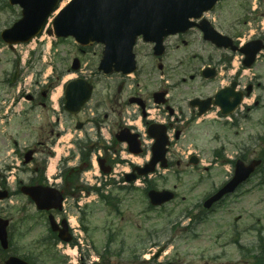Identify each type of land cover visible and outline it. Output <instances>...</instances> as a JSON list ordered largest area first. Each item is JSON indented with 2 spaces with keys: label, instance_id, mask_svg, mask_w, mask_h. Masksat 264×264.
I'll return each mask as SVG.
<instances>
[{
  "label": "rangeland",
  "instance_id": "rangeland-1",
  "mask_svg": "<svg viewBox=\"0 0 264 264\" xmlns=\"http://www.w3.org/2000/svg\"><path fill=\"white\" fill-rule=\"evenodd\" d=\"M69 1L64 0V3L67 4ZM255 3L256 0H230L219 8L215 18L219 19L220 24L233 23L244 18L245 10H253L256 7ZM3 6V0H0V32L21 17L19 8H2ZM260 21L261 24L264 23V16ZM255 32V29L251 28L250 32L246 33L247 38L250 33ZM180 51L183 52L184 47H181ZM100 52L101 49L95 48L82 53L74 41L54 39L48 37L46 33L45 41L18 47L13 51H10L4 43H0V84L7 75L14 72L16 59L19 60L22 71L21 79L16 87L11 88L14 91L10 96V89L0 85V182L6 177L13 193L17 191L19 181L28 183L32 169L30 165H23L22 159L13 154L16 150L15 143L18 142V148L35 145L33 141L38 140L40 128L56 117L54 111L56 109L59 111L63 103V84L69 78L75 77L69 72L75 58L81 61V74L99 81L93 99L79 119L83 122H86V119L91 120L95 108L102 101L103 112L110 107L108 103L110 89L105 90V85L113 87L114 83L101 81L95 74L100 62ZM140 57L145 78L148 82L151 81L150 89H155L157 83H164L163 79L167 80L161 75L155 60L145 53ZM168 65L171 67L169 68L171 83L181 80L182 77H188L187 65L172 59ZM166 68L168 69V66ZM62 72L66 75L61 84H58L57 76ZM51 86L56 88L48 92L46 87ZM189 87V85L180 86L178 92L190 91ZM19 91L25 95L37 93L38 96L43 91H47L50 93L49 107H42L41 102L34 109L33 103L28 101L27 96H20ZM112 91L114 95L117 94L116 90ZM125 93L126 91L123 94ZM3 97H7V105H14L6 118H4L5 111L1 110L4 105L1 100ZM56 97H59L58 100H55ZM114 108L119 107L116 105ZM57 113L62 117L60 112ZM71 121L67 119V124L63 125L67 131L61 140L73 139L74 136L78 139ZM218 130L221 131L218 127L207 126L186 129L185 137L173 147L174 152L178 151L177 159L183 163L189 157V153H197L202 156L206 165L213 162L212 152L222 145V142H215L212 139ZM255 132L263 134L264 127L260 124L257 128L248 126L246 133L237 141L245 142L248 134L254 135ZM84 133L85 131L82 132ZM42 136L46 138L44 134ZM56 143L58 144V141ZM64 146L67 151L68 145L64 144ZM257 149L259 155L263 153L262 143H259ZM227 157H235V151L230 152ZM220 161L223 162V159ZM221 162L213 165L211 169H214L209 172L203 170L197 172L193 167L182 166V169L177 167L173 172L154 177L156 189H170L176 191L178 195L176 200L158 209L150 207L145 188L140 182L133 184L131 188L117 185L108 187L106 194L110 193L112 197L110 205L92 194V202L89 203L90 199L86 198L87 204L83 208L87 212L86 215L75 206L74 199H69L66 203L68 214L65 216L68 217L71 225L76 227L78 257L86 258V264H264V257L259 248L264 244V241H261V238L264 239V168L240 191L228 197L214 211L207 213L202 221L196 219L203 213L198 205L230 178V166L222 165ZM101 178L105 182V178ZM80 182L83 181L80 179ZM23 208L26 212L22 211ZM0 213L2 218L11 220L10 234L14 235V239L18 236V222L24 216L31 217L24 228V230L31 228V232L27 237L20 239L21 248L16 255L22 257L25 254L41 252L42 249L37 243L43 235H47L48 226L26 197L14 194L9 200L0 202ZM81 217H84L86 227L84 230L80 228ZM195 219L196 223H194ZM109 236L114 239L110 247L111 258L105 256L106 252L102 254L103 258H100L101 253L105 251ZM121 248L125 250L124 256L118 254ZM63 251L66 252V256L58 252L56 256L70 255L69 261L78 259L74 247L68 249L64 246ZM159 252L162 255L156 258ZM13 253L15 252L11 250L8 254ZM2 257L3 254L0 253V264H3ZM43 258L49 264H56L55 259L47 258V255Z\"/></svg>",
  "mask_w": 264,
  "mask_h": 264
},
{
  "label": "flooded vegetation",
  "instance_id": "flooded-vegetation-1",
  "mask_svg": "<svg viewBox=\"0 0 264 264\" xmlns=\"http://www.w3.org/2000/svg\"><path fill=\"white\" fill-rule=\"evenodd\" d=\"M194 35H199V32L193 30L187 35L168 39L162 57H156L153 45L138 41L135 47L136 58L139 59L140 55L145 53L158 63L157 68L167 79L165 83H157L154 91H148L146 83L141 82L143 75L145 78L143 67H141L142 73H138L140 83L136 86L128 83L129 80L122 75H113L114 86L107 87L111 94L108 100L110 107L100 121L95 123L98 129L104 123L107 124L111 139V153L119 151L121 143L118 140L125 139L124 136L128 137L125 131L129 130L139 136V146L132 147V150L140 147L142 149L138 156V159L142 161L138 162L139 167H145L153 153L158 157L162 156L164 149L162 145L169 140L166 151L168 172H173L175 166L188 168L189 163L195 161H188L185 164H182L179 159L175 161L176 153L173 152L172 144L186 135V129L207 126L208 128L218 127L221 130L220 134L218 130L212 139L215 142L221 140L225 142L222 146V156L235 151V159L227 161L222 158V163H229L232 173L236 160L250 162L258 158L257 137H250V140L245 142L240 140V143L237 139L243 136L244 126L257 127L258 122H263L264 119V83L260 81L264 80V50L256 62L251 64L252 66H248L249 62H245V58L239 59V49L237 51L231 47L219 49L205 41H202L203 44L210 46L209 49L204 46L207 56L197 53H180L181 47L192 46L191 39ZM231 37L234 39L233 47L241 45V36L238 33L232 34ZM260 40L263 46L264 32L260 35ZM246 43L245 41L244 44ZM170 59L178 60L181 64L186 63L189 80L182 77L181 84L189 85L190 91L178 92L180 87L174 85L175 82H170L169 68L171 67L168 65ZM161 62L163 65L160 64ZM146 82L150 87L151 81ZM126 83L130 84V87L126 86ZM112 90H116L117 94L114 95ZM221 90L224 91L219 95ZM125 91L126 93L123 94ZM157 93L161 95L156 96ZM116 105L119 108H114ZM128 109H132L133 113L126 114ZM259 114L262 120H259ZM127 166L131 173L134 172V165L127 164ZM196 168L200 171L198 165ZM156 169L157 175L161 167L158 165ZM38 170L35 168L36 172ZM203 170L208 172L210 168ZM38 264L41 263L38 262ZM61 264H69V262Z\"/></svg>",
  "mask_w": 264,
  "mask_h": 264
},
{
  "label": "water",
  "instance_id": "water-1",
  "mask_svg": "<svg viewBox=\"0 0 264 264\" xmlns=\"http://www.w3.org/2000/svg\"><path fill=\"white\" fill-rule=\"evenodd\" d=\"M13 5L20 4L24 18L4 35L10 42H25L36 36L42 30L47 18L56 8L59 0H10ZM215 0H76L55 22L56 35L72 34L78 42H92L106 45L102 69L109 67L112 62L116 70L128 74L135 69L132 49L139 36L146 42H155L160 48L165 37L186 31L192 24L191 18H200ZM83 38V39H82ZM114 39L123 41V49L127 52L122 59H114ZM113 41V42H112ZM118 43V42H115ZM78 68V66H77ZM79 83H71L68 87V100L74 94V87ZM81 86H85L82 83ZM83 90L82 105L90 98V91ZM84 102V103H83ZM79 102L76 104L78 105ZM81 105V106H82ZM79 107H77V110ZM261 161L253 162L249 167L239 163L234 179L215 197L205 203L210 208L214 202L225 194L233 192L239 184L249 178ZM107 172V171H106ZM146 171L142 174H148ZM131 181V180H129ZM133 181V180H132ZM24 188L23 192L32 196L40 209L60 208V194L47 189L33 192L36 189ZM8 197L6 192H0V199ZM153 205H162L171 201L174 195L168 191L149 193ZM54 198V202H52ZM7 221L0 220V241L4 249L8 248ZM65 238V237H64ZM68 241V239H64ZM6 264H28L23 260L11 257Z\"/></svg>",
  "mask_w": 264,
  "mask_h": 264
},
{
  "label": "trees",
  "instance_id": "trees-1",
  "mask_svg": "<svg viewBox=\"0 0 264 264\" xmlns=\"http://www.w3.org/2000/svg\"><path fill=\"white\" fill-rule=\"evenodd\" d=\"M264 248V247H263ZM264 250V249H263ZM121 252H122V250H121ZM262 255L264 256V253H262ZM264 263V262H263Z\"/></svg>",
  "mask_w": 264,
  "mask_h": 264
},
{
  "label": "bare ground",
  "instance_id": "bare-ground-1",
  "mask_svg": "<svg viewBox=\"0 0 264 264\" xmlns=\"http://www.w3.org/2000/svg\"><path fill=\"white\" fill-rule=\"evenodd\" d=\"M58 97H56V100H57Z\"/></svg>",
  "mask_w": 264,
  "mask_h": 264
}]
</instances>
